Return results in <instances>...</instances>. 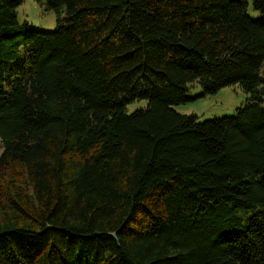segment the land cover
Here are the masks:
<instances>
[{"label": "trees", "instance_id": "1", "mask_svg": "<svg viewBox=\"0 0 264 264\" xmlns=\"http://www.w3.org/2000/svg\"><path fill=\"white\" fill-rule=\"evenodd\" d=\"M46 1L0 0V264H264V0Z\"/></svg>", "mask_w": 264, "mask_h": 264}, {"label": "rangeland", "instance_id": "2", "mask_svg": "<svg viewBox=\"0 0 264 264\" xmlns=\"http://www.w3.org/2000/svg\"><path fill=\"white\" fill-rule=\"evenodd\" d=\"M17 20L19 23L27 22L29 25L42 30H53L58 20L65 16L64 7L59 12L53 11L47 7L46 0H20L16 8ZM247 13L252 18H259L261 14L253 7L252 0H248ZM21 57L16 61L20 63ZM264 75V63L261 68ZM202 92V87L198 82L189 86L187 94L194 97ZM246 103V95L238 84L224 86L215 93L204 94L202 97L193 99L183 104L174 105L173 108L182 113H194L199 120L210 119L227 115H234L237 107ZM146 104V100H137L126 106V112L130 113L141 105ZM1 152V144H0ZM264 210V206H259Z\"/></svg>", "mask_w": 264, "mask_h": 264}]
</instances>
